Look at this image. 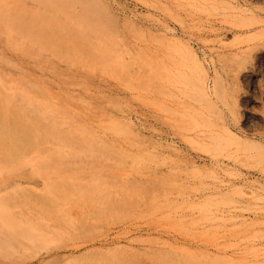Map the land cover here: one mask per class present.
I'll return each instance as SVG.
<instances>
[{"label": "rangeland", "instance_id": "1", "mask_svg": "<svg viewBox=\"0 0 264 264\" xmlns=\"http://www.w3.org/2000/svg\"><path fill=\"white\" fill-rule=\"evenodd\" d=\"M12 1L0 37L33 34L6 21L46 0ZM66 1L31 57L0 41L53 110L13 117L36 161L8 166L0 202L35 238L0 227V264H264V0ZM171 113L210 136L177 142Z\"/></svg>", "mask_w": 264, "mask_h": 264}, {"label": "bare ground", "instance_id": "2", "mask_svg": "<svg viewBox=\"0 0 264 264\" xmlns=\"http://www.w3.org/2000/svg\"><path fill=\"white\" fill-rule=\"evenodd\" d=\"M56 0H46L45 7L48 10H51L55 5ZM68 6V1L66 0H57ZM20 0H14L9 2V7L13 5H19ZM22 5V4H20ZM13 13L15 14L16 19L10 20V24L6 21L5 26L8 28L11 26L12 32H21L20 25L28 26L29 28L25 31H33V34L36 33L40 27L43 25L44 20H50L49 13L46 11L45 15L41 18H26L24 17L22 11L18 7H14ZM65 19V17H64ZM196 19V16L193 17ZM33 34L26 35L25 33L19 37H8L1 38L0 41H5L12 49L20 50L24 53L28 50L33 53ZM50 35L47 34L44 36V41H47L45 38H48ZM31 57L30 53H26ZM10 73L5 75L0 70V190L5 187L6 182L4 181L5 177H9V174L12 176H21L24 170H9L8 166L14 163H23L36 161L35 155H33V130L36 129V124L31 117V120L24 121H13L14 116L25 117L27 113L36 115V120L44 119L47 115L53 113L52 108L49 106L45 100L38 99V93L33 92V79L21 69H17L12 66V62L6 58H0V65H8ZM220 96V95H219ZM94 120V119H93ZM166 124L171 129H175L177 132V142L189 146L198 138L200 139L203 136H210V128H204L197 130L195 133H190L189 136L186 132H180L181 118L175 113H171L166 116ZM40 127V126H39ZM55 128H57L54 125ZM41 143V142H40ZM38 161H41L40 159ZM42 173V172H41ZM37 176H43L44 174H36ZM46 180V179H45ZM46 182H48L46 180ZM30 214H33V211H30ZM26 222H16L11 213L8 211V207L0 202V227L6 231L17 232L16 236L19 238H25L33 242L35 235L29 233H23V228L26 226ZM6 248L10 252H19L18 249H15L11 243L6 241ZM20 249L23 250L22 255L26 252L24 247L20 245ZM46 246V244H44ZM21 250V251H22ZM28 251V250H27Z\"/></svg>", "mask_w": 264, "mask_h": 264}]
</instances>
